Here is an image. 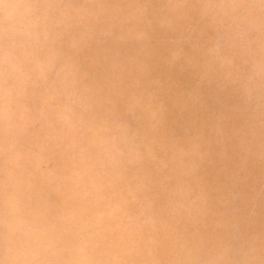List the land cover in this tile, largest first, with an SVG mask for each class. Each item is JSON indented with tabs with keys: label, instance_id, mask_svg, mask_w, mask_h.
Listing matches in <instances>:
<instances>
[{
	"label": "clouds",
	"instance_id": "obj_1",
	"mask_svg": "<svg viewBox=\"0 0 264 264\" xmlns=\"http://www.w3.org/2000/svg\"><path fill=\"white\" fill-rule=\"evenodd\" d=\"M0 264H264V0H0Z\"/></svg>",
	"mask_w": 264,
	"mask_h": 264
}]
</instances>
